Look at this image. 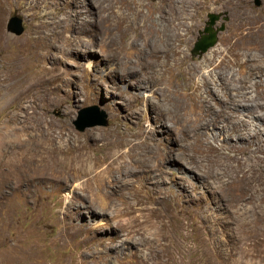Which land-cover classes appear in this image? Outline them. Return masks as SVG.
Returning <instances> with one entry per match:
<instances>
[{
  "label": "rangeland",
  "instance_id": "rangeland-1",
  "mask_svg": "<svg viewBox=\"0 0 264 264\" xmlns=\"http://www.w3.org/2000/svg\"><path fill=\"white\" fill-rule=\"evenodd\" d=\"M261 1L0 0V264H264Z\"/></svg>",
  "mask_w": 264,
  "mask_h": 264
},
{
  "label": "water",
  "instance_id": "water-1",
  "mask_svg": "<svg viewBox=\"0 0 264 264\" xmlns=\"http://www.w3.org/2000/svg\"><path fill=\"white\" fill-rule=\"evenodd\" d=\"M253 1L257 6L262 2L261 0ZM220 17L221 14L219 12H208L206 14L207 19L204 21L203 28L198 31L199 36L191 49L192 56H200L217 43L218 33L225 28L224 23L216 25ZM6 29L15 35L22 34L24 31L22 18L17 15L10 16L6 23ZM85 110H90V112L85 114ZM81 112L79 119L74 121L75 127L79 130H83L89 126L105 125L107 123V113L103 110H98L97 107L90 106L87 109H83Z\"/></svg>",
  "mask_w": 264,
  "mask_h": 264
}]
</instances>
